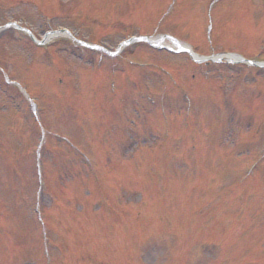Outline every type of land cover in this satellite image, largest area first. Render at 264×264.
<instances>
[{
  "label": "rangeland",
  "instance_id": "obj_1",
  "mask_svg": "<svg viewBox=\"0 0 264 264\" xmlns=\"http://www.w3.org/2000/svg\"><path fill=\"white\" fill-rule=\"evenodd\" d=\"M204 1L182 0L179 13L163 23L171 0H0V28L17 21L39 38L66 28L80 40L113 51L136 32L157 35L158 27L200 43L204 23L193 15L201 19L208 8ZM237 1L217 9L220 31L230 24L221 46L255 60L264 52V15L253 16L256 10ZM229 10L243 13V19L224 18ZM73 42L61 37L37 50L23 33L0 32V62L12 57L14 82L35 99L38 78L21 77L15 60L23 57L26 63L30 56L51 65L54 51L68 74L52 80L61 82V103L70 102L61 125L57 101L47 107L53 133L42 132L41 118L48 116L37 120L25 105L20 116L26 118L19 125L13 124L18 117L13 110L7 112L10 123L3 124L5 111L0 110V264H26L23 257L27 264H264V70L245 63L207 68L186 54L145 44L112 57ZM199 50L209 56L222 49L205 42ZM124 64L134 69L131 81L127 74L122 78ZM162 67L167 69L163 76L158 73ZM123 82L130 84L124 92ZM101 94L108 110L95 113L104 114L115 136L119 132L113 149L94 143L100 136L94 130L98 116L91 115L93 108L86 112L79 106L81 100L102 99ZM4 100L0 94V106ZM179 104L182 112L175 108ZM3 128L8 132L2 134ZM16 129L22 135L10 133ZM132 140L138 143V158H132L133 149L124 153ZM168 140L171 147L158 145ZM157 152L160 162H151ZM205 162L214 167L201 168ZM217 212L227 216L228 225L212 220ZM45 233L54 247L52 261L39 248Z\"/></svg>",
  "mask_w": 264,
  "mask_h": 264
},
{
  "label": "bare ground",
  "instance_id": "obj_2",
  "mask_svg": "<svg viewBox=\"0 0 264 264\" xmlns=\"http://www.w3.org/2000/svg\"><path fill=\"white\" fill-rule=\"evenodd\" d=\"M195 57H197V56H195ZM227 57H229V58H231V59H236V58H237V57L234 56V55H227Z\"/></svg>",
  "mask_w": 264,
  "mask_h": 264
}]
</instances>
